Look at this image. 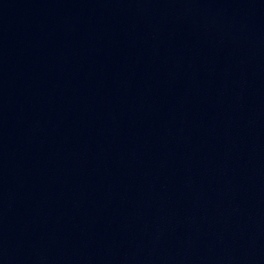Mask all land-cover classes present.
Segmentation results:
<instances>
[{"label": "water", "instance_id": "obj_1", "mask_svg": "<svg viewBox=\"0 0 264 264\" xmlns=\"http://www.w3.org/2000/svg\"><path fill=\"white\" fill-rule=\"evenodd\" d=\"M0 264H264V0H0Z\"/></svg>", "mask_w": 264, "mask_h": 264}]
</instances>
